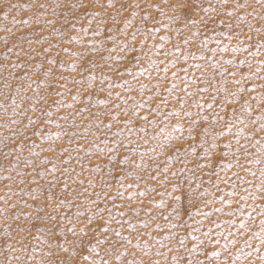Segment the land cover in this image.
<instances>
[{
  "label": "rangeland",
  "instance_id": "374dc122",
  "mask_svg": "<svg viewBox=\"0 0 264 264\" xmlns=\"http://www.w3.org/2000/svg\"><path fill=\"white\" fill-rule=\"evenodd\" d=\"M0 264H264V0H0Z\"/></svg>",
  "mask_w": 264,
  "mask_h": 264
}]
</instances>
